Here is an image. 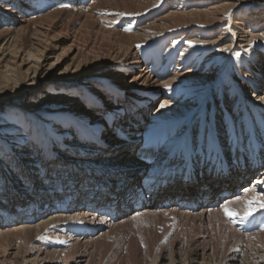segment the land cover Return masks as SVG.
<instances>
[{"label":"bare ground","instance_id":"6f19581e","mask_svg":"<svg viewBox=\"0 0 264 264\" xmlns=\"http://www.w3.org/2000/svg\"><path fill=\"white\" fill-rule=\"evenodd\" d=\"M242 3L0 0V108L32 120L26 130L0 126V264H264V227L252 229L264 226V209L239 222L250 202L264 203V14L233 12ZM127 130L121 148L109 145ZM123 156L143 165L113 161ZM190 164L196 178L184 185ZM87 172L108 177L114 220L96 206L94 194L108 202ZM147 180L167 186L150 193ZM235 185L241 195L224 203L235 223L222 206L130 205L136 189L158 202ZM147 218L169 229L166 245L143 250L135 237L112 252L115 234Z\"/></svg>","mask_w":264,"mask_h":264},{"label":"rangeland","instance_id":"374dc122","mask_svg":"<svg viewBox=\"0 0 264 264\" xmlns=\"http://www.w3.org/2000/svg\"><path fill=\"white\" fill-rule=\"evenodd\" d=\"M225 2H227L228 0H224ZM243 1V3H242V6H240L239 8H235L234 10H233V12H237V11H240L241 12V14H244L245 16H247V18L249 17V14H260V15H262V14H264V1H262V0H242ZM220 60V59H219ZM39 95V94H38ZM159 98H160V96H158V97H156V99L153 101V104H152V106L150 107V112L152 113V111L153 110H155V108L157 107V100H159ZM208 106V105H207ZM209 108V107H208ZM150 113V114H151ZM32 122V120L30 119V118H28L27 117V115H26V113L25 112H21V111H19L18 109H16V108H12L11 106H9V107H3V108H0V126H4V125H7V126H18L19 125V127H23L25 130H26V128L27 127H30V123ZM26 127V128H25ZM132 135H134V132L133 133H130L128 130L127 131H125V132H123V135H112L111 136V138H110V140H109V145H111V146H113V147H117V148H121L123 145H124V143L126 142V140H127V138H129L130 136H132ZM160 151H161V149H160ZM160 151H159V153H160ZM158 153V154H159ZM10 155L11 156H13V153H10ZM15 156V155H14ZM108 158H110V157H106V158H103V159H101L102 161L101 162H106L107 160H108ZM90 159H92V158H89V161H92V160H90ZM94 160H96V159H94ZM112 160V159H111ZM132 160V162H140L141 163V165H143V162H142V160L140 159V158H138V157H133V159L132 158H129V157H126V156H123V157H120V158H117V159H113V161L115 162V163H118V164H125L124 165V167L125 166H128L126 163L127 162H129V161H131ZM96 161H94V163H95ZM100 162V161H99ZM97 164L98 165H100V163H98L97 162ZM130 164H133V163H130ZM147 166H150V164H148ZM263 166H264V164H263ZM103 169H105V168H102V170ZM258 174V173H257ZM256 175H253L252 176V178H250V180L252 181V179L255 177ZM16 181H19V179L18 178H16V180L13 182V183H11L10 184V186H8L7 188H6V191L7 192H10L11 194H12V190L10 189L11 187H13L15 184H17L16 183ZM14 193L15 194H19V193H17V192H15L14 191ZM21 196H22V194H20ZM153 219L154 218H151V220H152V223L154 224V222H153ZM147 220H149V222L147 223L146 221ZM147 220H143L144 222H143V226L141 227V224L140 223H142V220L138 223V224H135V225H133V229L134 230H131L132 229V225H130V227L128 226V229H126V230H122L121 231V233H120V235L119 234H115L114 236H113V238L111 239L112 241H110V242H112V243H109V245H111L110 247H111V249H112V252H114L115 251V249L117 248H120L121 250H123V249H125L126 247H130V246H128L129 245V240H130V242L132 241L131 239H135V237H136V239L135 240H133V242L134 243H136L135 245L137 246V247H140V248H144L143 250H145L146 249V247H144V246H147V247H154V250L155 249H157V247H161L162 245H166L167 244V240H169V239H166V235H167V233H169L168 231H167V229L168 228H164L163 230H162V226H155V224L153 225L152 223H151V221H150V219H148L147 218ZM147 223V224H146ZM148 224H151V225H149L148 226ZM136 225H137V227H136ZM146 225V226H145ZM157 225V224H156ZM135 226V227H134ZM138 226H139V228L140 229H138ZM148 226V228L146 229L145 227H147ZM153 226H155V227H153ZM145 228V230H148V232L151 230V232H147L146 231V233L149 235H152V237H150V239L148 238V235L147 234H145V231L143 230L144 228ZM152 229H151V228ZM137 228V229H136ZM159 228V229H158ZM144 231H142V230ZM153 229H155L154 231H153ZM157 229V230H156ZM129 230H131V231H129ZM136 230H137V232H136ZM142 231V232H140V231ZM166 230V231H165ZM169 230V229H168ZM126 231V232H125ZM134 231H135V233H134ZM139 231V232H138ZM152 231H153V233H155V234H151L152 233ZM161 232V233H159V232ZM125 232V233H124ZM132 234H131V233ZM157 232V233H156ZM166 232V233H165ZM127 233H129L131 236H133V235H135V236H133V237H131L129 234V236L130 237H128V235H126L127 237H125V235H122V234H127ZM138 233H140V235H138ZM141 233H142V235L144 236H142L141 237ZM241 233H242V231H241ZM136 234H137V236H136ZM157 234H159V235H161V236H158V237H156L157 236ZM147 237H146V236ZM165 235V236H164ZM119 236L121 237V238H119ZM138 237V238H137ZM141 237V238H140ZM170 237V236H169ZM118 238V239H117ZM123 238V239H122ZM127 238V239H126ZM131 238V239H130ZM140 238V239H139ZM151 238H152V243H150L151 242ZM122 239V240H121ZM138 239H139V241H138ZM143 239H146V242L144 243L143 241L141 242L140 240H143ZM147 239H149L150 241H148ZM153 239H155V240H153ZM122 242H121V241ZM126 240H128V241H126ZM157 240V241H156ZM162 240H163V242H162ZM155 241L157 242V243H155ZM158 241H160V242H158ZM132 242V243H133ZM139 242V243H138ZM166 242V243H165ZM116 245V246H115ZM125 245H127L126 247H125ZM143 245V246H142ZM116 247V248H115ZM112 255H113V253H111ZM113 258L114 257H110L108 260L109 261H111V262H113ZM108 264H111V263H109L108 262Z\"/></svg>","mask_w":264,"mask_h":264},{"label":"snow or ice","instance_id":"6c2138e0","mask_svg":"<svg viewBox=\"0 0 264 264\" xmlns=\"http://www.w3.org/2000/svg\"><path fill=\"white\" fill-rule=\"evenodd\" d=\"M190 46H191V44H190ZM235 55L236 56H239V53H235ZM169 87H170L169 85H165V88H169ZM261 99H264V97H261ZM160 107L163 108V107H165V105L161 104ZM222 207L225 210V214L229 216V219L233 223H235L236 222V214L235 213H229L228 208H227V204L222 205ZM258 209H264V203L258 204V208L257 209H254L251 206V202H250L249 207L245 211L244 215L240 217L239 222L240 223H244L245 221H247L249 219V217L253 215L254 211H256Z\"/></svg>","mask_w":264,"mask_h":264}]
</instances>
